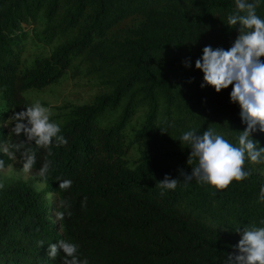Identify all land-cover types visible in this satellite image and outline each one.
<instances>
[{"label": "trees", "instance_id": "1", "mask_svg": "<svg viewBox=\"0 0 264 264\" xmlns=\"http://www.w3.org/2000/svg\"><path fill=\"white\" fill-rule=\"evenodd\" d=\"M234 11L235 0H0V146L25 139L11 132V116L28 106L27 91L58 82L76 59L104 84L92 101L68 105L60 125L66 145L53 138L50 156L25 145L35 169L46 159L51 165L42 189L23 179L0 189V264H63V251L48 256L49 244L62 239L89 264H226L242 238L236 230L264 227V163L246 159L252 175L222 191L195 178L185 185L181 175L198 164L187 163L184 132L202 134L211 123L234 127L239 137L247 127L230 101L233 86L202 88L195 67L205 46H232L239 24L226 23ZM256 11L264 19V0ZM30 25L44 43L61 41L28 64ZM143 107L142 124L130 131ZM252 135L264 146V132ZM0 159L6 167L12 161L3 152ZM166 174L180 179L174 190L158 186ZM60 180L71 187L61 190ZM53 211H64L63 221Z\"/></svg>", "mask_w": 264, "mask_h": 264}, {"label": "clouds", "instance_id": "2", "mask_svg": "<svg viewBox=\"0 0 264 264\" xmlns=\"http://www.w3.org/2000/svg\"><path fill=\"white\" fill-rule=\"evenodd\" d=\"M258 7L259 0H235V11L227 16L226 23L230 27L239 24V35L232 46L225 49L207 45L203 48L202 57L195 61L196 69L204 73L202 88L210 85L219 93L230 85L233 86L230 101L239 104L242 123L247 127L238 137L239 146H234L211 128L202 134H197L194 130L184 132L180 141L183 146L191 148L187 163L191 166L192 158L198 159L191 174L181 172L185 185L195 178L198 182L210 184L222 191L234 180L243 181L252 175L251 170L244 169L246 159L253 164L264 163V146L258 148L255 139H250L254 132H264V60L261 59L264 57V19L257 15ZM184 63L186 67H191L189 61ZM51 115L49 108L36 101L11 116L14 121L11 132L17 136L23 134L25 139L0 146V152L13 161H17L16 153L20 152L21 158L18 161L22 162L21 170L25 176L33 173L36 164V154L31 148H26V144L34 142L38 148L48 149L50 156L53 138L57 146L68 143L60 135V125L50 120ZM162 131L167 132L164 129ZM50 165L51 161L46 159L35 175L46 182ZM0 174L5 177L10 174V168H6L3 159H0ZM179 180L166 174L158 186L174 190ZM71 185V180H60L59 188L67 190ZM43 186L42 183L40 187ZM4 187V183L0 182V189ZM161 195H164L163 191ZM86 200L87 197L84 198L85 204ZM259 200L264 202V185L260 187ZM58 206L65 208L68 216L72 215L68 211L71 205L66 200L59 201ZM64 216V211L56 212V220L63 221ZM260 223L264 224V220ZM236 231L241 233L242 238L232 246L234 250L228 254L226 264H264V227L252 225ZM43 244L41 241L39 246ZM78 247L62 239L49 244L48 256L55 258L63 251V264H89L87 259H79Z\"/></svg>", "mask_w": 264, "mask_h": 264}, {"label": "rangeland", "instance_id": "3", "mask_svg": "<svg viewBox=\"0 0 264 264\" xmlns=\"http://www.w3.org/2000/svg\"><path fill=\"white\" fill-rule=\"evenodd\" d=\"M28 35L26 38V50L23 53V59L26 63H32L37 57L48 54L52 48L61 40L56 39L53 43H44L40 39L41 30L36 29L33 25L27 27ZM104 89V84L101 76L91 73L89 67L81 59H76L74 65L69 68L65 75L55 83H52L44 88H31L27 91L28 106L36 101H39L43 106L50 109L52 115L50 120L59 125L63 124L69 116V107L71 104H79L90 102L95 95ZM120 113L118 110L114 117ZM146 115V107L138 110L135 116L129 123L130 131L139 127ZM207 127L214 130L216 134L224 136L226 140L234 146L238 145V137L235 135V128L231 126L206 124ZM138 152V150L136 149ZM11 161L6 167L10 168L9 176L5 177L0 174V182L10 184L18 179L27 180L32 183L37 189L45 187V182L40 177L35 175L37 169H33V173L25 176L22 172V162ZM259 173L264 177V170ZM43 187H40L41 184ZM51 203L56 202V195L54 193L47 194ZM51 216L56 218V212H51Z\"/></svg>", "mask_w": 264, "mask_h": 264}]
</instances>
